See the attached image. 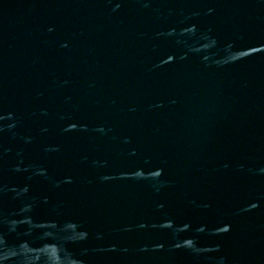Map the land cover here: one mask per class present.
I'll use <instances>...</instances> for the list:
<instances>
[{"label": "water", "instance_id": "95a60500", "mask_svg": "<svg viewBox=\"0 0 264 264\" xmlns=\"http://www.w3.org/2000/svg\"><path fill=\"white\" fill-rule=\"evenodd\" d=\"M0 264H264V0H0Z\"/></svg>", "mask_w": 264, "mask_h": 264}]
</instances>
